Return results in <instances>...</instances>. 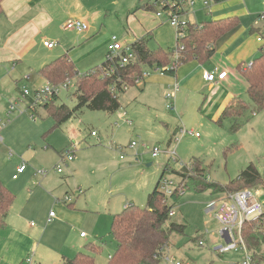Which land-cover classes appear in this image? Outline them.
<instances>
[{
	"label": "rangeland",
	"instance_id": "1",
	"mask_svg": "<svg viewBox=\"0 0 264 264\" xmlns=\"http://www.w3.org/2000/svg\"><path fill=\"white\" fill-rule=\"evenodd\" d=\"M239 1V7L246 12L258 17L264 12V0ZM203 2L199 0L196 9L203 6ZM154 10L162 11L163 16L158 20L154 11L150 12V22L156 23L149 25L147 20L151 30L149 47L176 49L177 27L168 21L161 4L154 5ZM225 11L215 13L213 9V18H227ZM117 12L114 6L107 31L98 30L90 38L86 37L87 32L80 34L74 30L48 33L47 38L57 45L55 49L49 50L42 40L37 41L24 52L23 63H19L16 70H11L7 62L0 67V121L6 123L1 131L0 181L15 194L6 218L7 226L0 230V264H11L9 261L20 264L24 251L29 247L31 252L34 245L35 264H59L62 255L72 257L80 251L89 252L91 246L98 248L96 264H107L116 248L111 233L113 213L128 204L145 206L165 166L168 168L165 178L175 184L186 181L174 170L192 167L197 160L206 169L205 178L212 183H229L252 162L264 178V111L253 113L249 110L238 118H222L224 109L210 116L202 104L191 100L177 111L170 110L167 108L169 100L164 95L161 97L159 90L141 92L145 79L159 73L157 70H151L120 96L122 107L119 111L127 114L131 126L126 122L123 125L118 111L109 113L88 108L75 112L62 125L55 126L48 110L34 102L35 91L49 84L40 78L39 69L48 56L57 58L75 47L78 50L73 60L79 73H85L107 59L113 36L118 42L131 44L136 35L127 26L128 11ZM205 13L200 10L193 19L200 23L210 17ZM186 17L182 16L181 20H187ZM259 19L254 18L256 24L261 23V30L254 31L257 41L264 35V21ZM261 45L264 46V40L258 41V47ZM258 52L245 59V65ZM214 56L207 65L214 66L220 60L225 64L230 62L229 52L220 54L217 49ZM38 64L43 65L38 67ZM75 89L73 82L69 87L60 86L56 103L75 108L77 98L72 95ZM24 90H29L30 95L18 101ZM240 98L249 101L247 92ZM181 99L186 101L184 95ZM16 101L15 110L9 114L10 105ZM236 122L239 128L234 130L232 126ZM182 130H192L194 134H183ZM93 131L96 136L92 135ZM132 142L137 145L131 147ZM154 147L161 150L158 157L152 156ZM67 150L75 151V160L64 163L62 154ZM21 164L26 165V170L14 178ZM58 167L62 168L61 172ZM41 170L46 171V175H41ZM253 189L259 191L258 198L264 205V186ZM67 193L71 199H65ZM225 194L212 187L199 190L190 179L183 194L178 198L169 197L174 210L171 220L185 224V232L172 234L170 244L164 249L169 259L165 258L163 264H176L177 261L182 264H240L246 259V252L240 246L225 253L214 250L216 240L220 239V224L214 212ZM211 202L216 205L209 206ZM62 204H74L79 214L70 217L72 219L66 218L69 223H48L51 209L58 212L57 205ZM81 232L87 237L82 238ZM9 234L13 239L8 249H4ZM200 241L204 244L200 245ZM247 252L251 257L252 252Z\"/></svg>",
	"mask_w": 264,
	"mask_h": 264
},
{
	"label": "trees",
	"instance_id": "2",
	"mask_svg": "<svg viewBox=\"0 0 264 264\" xmlns=\"http://www.w3.org/2000/svg\"><path fill=\"white\" fill-rule=\"evenodd\" d=\"M2 2L0 0V15L3 12ZM238 25L239 19L234 16L201 23L188 22L187 26L177 29L176 49H150L148 39L143 37L130 44L134 56L127 64H122L118 56L105 60L85 73H79L72 58L65 53L42 66L39 74L53 85L71 80L76 88L72 95L77 98V105L71 109L65 103H56L58 94H53L49 101L40 105L54 118L56 127L84 108L115 113L122 106L120 96L127 90L124 86L129 88L136 85L137 79H142L151 70L164 68V73L175 74L178 66L190 60L207 62L215 54L216 42ZM182 33L183 37L180 36ZM238 69L247 82L249 101L240 97L233 98L224 108L222 118H238L249 110L253 113L264 110V48L252 60L250 67L240 64ZM238 128L236 122L232 129ZM167 171L165 166L145 206L128 204L113 215L111 233L116 248L107 264H163L166 255L164 249L170 244L172 234L185 232V224L171 220L173 205L169 204V197L159 188ZM205 172L199 160L192 167L174 170L186 183H179L172 196L178 198L180 189H185L190 179L199 190L212 187L226 193L264 186V178L253 162L237 178L223 185L207 181ZM14 201L13 191L0 181V230L7 226L6 218ZM242 229L243 242L247 250L252 252L254 262L264 264V222L252 220L244 223ZM97 251L96 246H91L89 252L80 251L72 257L63 256L60 264H96Z\"/></svg>",
	"mask_w": 264,
	"mask_h": 264
},
{
	"label": "crops",
	"instance_id": "3",
	"mask_svg": "<svg viewBox=\"0 0 264 264\" xmlns=\"http://www.w3.org/2000/svg\"><path fill=\"white\" fill-rule=\"evenodd\" d=\"M194 1L195 4L193 7H190L188 4H186V10L182 14L184 17L187 16V21L191 23H199L195 21L193 17L196 16L197 12L200 10L205 11L206 16H210H207L208 18H206L204 21L215 20V18H213V9H215V13H219L220 11H223L222 13H224L226 8L228 10L225 11V14H227L228 17L234 16L239 19V25L230 32L223 35L215 44V49H218L220 54L229 52L228 57L230 62L225 64L224 61L220 60L219 64L213 66V64L207 65L206 62L201 63L197 59L190 60L178 66L175 74H168L159 71V73L150 75V77L145 79L146 81L141 87V92L143 91L142 93H144L146 90H159L161 97L163 95L166 97V93L177 83L179 85V90L176 93V111L183 108L187 102L191 100L196 101L197 105L202 104L203 110H205L206 113H210V116H213L217 113H221L230 100L235 97H243V95L247 92V82L241 75L238 66L240 64L244 65V61H246L245 59L259 50L258 54H256L254 58L257 57L261 53V48H264L262 45L258 47V41L255 40L256 33L254 32L255 30H261V23L256 24L254 21L256 16L259 19L257 14H251L239 7V0H224L220 3L213 2L210 4V6H206L203 2V6L201 5L197 9L196 4L199 0ZM114 6L115 8H118L117 13H124V11H128L126 23L129 27V30L132 29L136 35L132 43L143 37L147 38L149 42L151 38V30L149 25L155 22H150V12L154 11L156 16L155 18L158 20L162 19V17L157 16V11L154 10V5L151 3V0H3V12L0 15V67L2 63L7 62L10 63L11 70H16V68L23 63L21 57L23 56L24 52L35 45L37 41L39 43L41 40L43 42L44 40L53 41L47 38L46 35L48 33H54L59 30H63L64 32L74 30L80 34L87 32L86 37L90 38L93 36V33L97 32L98 30L102 32L109 30L108 19L112 17L111 9H113ZM205 8H207V10ZM73 18L83 20L89 25V28L82 32L76 29H64L65 23L69 19ZM147 20L150 22L149 25ZM259 20L264 21V19ZM89 31H92V33L88 36ZM235 41H239L238 44L234 45ZM123 45L127 46V44ZM43 46L49 50H53L57 45L55 44L54 47L49 48L43 43ZM79 49H81V47ZM77 50V48L75 49V47H73L72 49L68 50V52H64L63 54L68 53L72 60H75L73 55ZM214 55L211 58L215 57ZM54 57V55L48 56V58L45 60V64L54 60ZM40 65L43 64H38V67H40ZM216 68L218 69V72L227 71V77L221 80L216 79L215 81L206 80L204 78V73L206 71L212 72ZM25 76L30 77L27 74ZM39 76L42 80L46 81V79L40 74ZM237 83L239 84L238 88L236 87ZM126 91L124 93H126ZM181 95H184L186 101H182L183 98L181 99ZM118 112V117L122 120L123 125H126L124 122L125 119H128L126 117L127 114L121 113L119 110ZM131 125L132 123L130 126ZM74 160L75 157L71 161ZM66 195L69 194L67 193ZM57 208V217L52 221L47 220L48 223H55V221L69 223L66 218L72 219L76 214H79L76 213L74 204H70V206L63 204L57 205ZM122 210H118L115 213H118ZM115 213H113V215ZM23 214L24 212H22L21 215ZM12 232H16L15 228H13ZM12 234H9L5 240L3 246L4 249H8L11 239H13ZM81 237L85 238L87 237V234L85 233V236ZM216 242H219V240H216ZM33 249L35 250L36 256L35 245ZM28 250L29 247L24 251L25 254L22 256L23 258L20 263L24 261L27 253H29L30 250ZM63 256L66 255H62L60 261ZM9 263L15 264L11 261H9ZM35 263H37L36 260Z\"/></svg>",
	"mask_w": 264,
	"mask_h": 264
},
{
	"label": "built area",
	"instance_id": "4",
	"mask_svg": "<svg viewBox=\"0 0 264 264\" xmlns=\"http://www.w3.org/2000/svg\"><path fill=\"white\" fill-rule=\"evenodd\" d=\"M215 2L214 0H205L204 4L206 6H210L211 3ZM151 3L153 5L161 4L162 9L166 11V15L168 17V21L171 23L172 26L178 28H183L187 26L188 22L187 20H181L183 12L186 10V4H188L190 7H193L195 4L194 0H151ZM157 16L162 17L163 12L157 11ZM260 19H264V12L259 15ZM89 28V25L84 22L81 19L73 18L69 19L65 25L64 29H76L80 32L85 31ZM183 37L182 35H180ZM264 36L258 37V41H263ZM44 45L52 48L55 46V43L44 40ZM120 56L122 59V64H127L134 56V53L132 51V48L130 45L124 46L122 43L117 41V37L113 36L112 38V44L109 45V54L108 59L112 60L115 57ZM252 65V61L247 65V67H250ZM164 68L157 69V71L163 72ZM164 73V72H163ZM147 75V73L144 74V76ZM228 75L227 71H220L218 72V69L216 68L212 72L206 71L204 73V78L208 81H215L216 79H224ZM141 79H137L136 83H139ZM49 83V82H48ZM72 84L71 80H68L65 83H62L60 85H53L49 83L47 86H45L42 89H38L35 91L34 94V102L36 104H43L47 101H49L53 94H58L59 87H69V85ZM125 89H128L127 86H124ZM179 90V85L176 83L174 87L169 90L166 93V98L169 100L167 107L171 110H175V100H176V93ZM30 95L29 90H24L21 97L18 98V101H22L27 96ZM10 105V111L9 114L15 110L17 102ZM8 114V116H9ZM125 122L127 124H131L132 122L129 119H125ZM6 126V123L0 121V141H2L1 131L3 127ZM182 133H190L194 134V131L190 130H182ZM196 135H199L198 133H195ZM93 136H96L97 133L95 131L92 132ZM137 144L136 142H132L130 144L131 147H135ZM161 150L159 147H154L151 151L153 157H158ZM75 157L73 150H67L62 154V161L64 163H67L71 160H73ZM26 170V165L21 164L17 167V173L14 175V178L18 176V174L23 173ZM58 171L61 172L62 168L58 167ZM41 175H46V171H39ZM179 184V183H178ZM178 184H175L174 181H169L165 177L162 178L160 181V189L167 195V197H170L174 194L176 188L178 187ZM185 189H180V194L184 193ZM259 191L254 189H243L232 193H226L225 196L222 199V202L217 207V209L214 212V217L217 219V221L220 224V228L218 230L220 239L219 242L216 243L214 246V250L219 253H225L230 250L237 249L239 246L246 252V259L241 264H256L251 257L248 255V250L243 242L242 238V226L246 222H251L252 220H258L259 223L264 222V205L259 200ZM65 199H71L69 195L65 196ZM215 202H211L209 206H215ZM171 215H174V210L171 211ZM56 212L54 210H51L49 213V219L48 221H52L54 218H56ZM81 236H85V232L81 233ZM200 245H203L204 242L200 241ZM165 258L169 259L168 255H165ZM174 260V258H173ZM20 264H35V250L32 249L31 252H29L24 261ZM176 264H182L181 261H177Z\"/></svg>",
	"mask_w": 264,
	"mask_h": 264
},
{
	"label": "water",
	"instance_id": "5",
	"mask_svg": "<svg viewBox=\"0 0 264 264\" xmlns=\"http://www.w3.org/2000/svg\"><path fill=\"white\" fill-rule=\"evenodd\" d=\"M91 33H92V31H89V32H88V36H89Z\"/></svg>",
	"mask_w": 264,
	"mask_h": 264
}]
</instances>
